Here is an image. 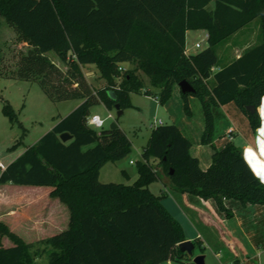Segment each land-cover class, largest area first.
Wrapping results in <instances>:
<instances>
[{"label": "trees", "instance_id": "16d2710c", "mask_svg": "<svg viewBox=\"0 0 264 264\" xmlns=\"http://www.w3.org/2000/svg\"><path fill=\"white\" fill-rule=\"evenodd\" d=\"M1 18L29 44L11 76L38 81L53 101L82 103L0 174V184L50 189V197L68 208V227L28 240L0 220V264H36L42 247H51L50 264H161L184 259L193 263L179 246L186 236L164 206L165 194L156 195L149 188L166 178L184 193L213 200L228 218L234 213L225 199L264 205V184L242 147L232 140L221 149L213 145L214 109L220 105L235 103L253 131L261 124L264 0H0ZM255 19L261 22V42L219 66L215 47ZM193 29L207 31L208 46L188 53L187 33ZM50 52L67 65L65 74ZM123 62L134 67L121 70ZM88 64L98 68L106 86L94 88L87 81L82 68ZM141 72L159 88L161 104L170 100L181 81L194 86L195 92L181 91V96L189 116V97L202 103L201 141L214 149L207 169L191 153V140L175 123H168L153 128L133 184L100 181L101 167L129 155L132 142L120 127L97 130L87 127L86 120L91 107L101 101L110 109L130 105L129 93L144 88ZM249 105L256 106L254 113L247 110ZM3 111L17 119L7 101ZM63 132L72 139L62 141Z\"/></svg>", "mask_w": 264, "mask_h": 264}, {"label": "rangeland", "instance_id": "374dc122", "mask_svg": "<svg viewBox=\"0 0 264 264\" xmlns=\"http://www.w3.org/2000/svg\"><path fill=\"white\" fill-rule=\"evenodd\" d=\"M211 7H213V3ZM207 34V31L204 29L189 30L187 33L188 52L197 53L205 49L208 46ZM249 36H252V38L257 37V42L255 43L261 42L262 31L260 19H255L244 27L242 31L235 33L226 41L219 43L215 47L219 58V66L228 64L230 58L232 59L234 57V46L237 41H239L241 37L247 38ZM197 43H200V47L196 46ZM27 50V45L20 39L14 27L9 25L4 18H1L0 56L2 74L5 76L0 77V166L1 164L7 165L11 163L21 155L28 146L37 143L43 135L54 127L59 119L69 114L82 102L81 99L53 101L45 93L38 81L24 80L11 76L15 74L14 72H17L16 68L23 61L24 55L28 52ZM49 56L60 65L65 74L68 70L67 65L60 60L55 52H50ZM119 66L122 70L133 68L134 64L131 62H123L120 63ZM82 70L87 81L92 84L94 88L107 85V81L100 76V71L96 66L88 64L83 66ZM141 75L144 79V88L140 92L129 93L130 105L122 108L123 113L120 117H118V109L116 106L110 109L103 101L91 107V112L98 113L102 117L107 116L109 113L112 114L113 119L107 120L104 128H110L113 122H117L118 127L123 130L132 142V150L129 155L115 162L109 161L101 167V182L133 184L138 178V161L142 159L143 150L153 130L150 126L152 122L156 119L162 120L161 124L177 123V121L175 122L169 115L167 106L161 104L157 99L159 88L151 84L146 74L141 72ZM58 79L62 82L61 78L58 77ZM147 89L151 91L150 94L146 93ZM4 101H7L13 106L17 113V119L11 120V118L4 113ZM189 102L195 116L197 118L200 116L203 117V107L199 98L192 96ZM202 163L205 164L206 159L203 158ZM165 180L169 182L168 178ZM30 188L32 189L27 190H32L35 195V193H37L35 187ZM149 188L156 195L163 194L164 191H166V185L161 180L153 182L150 184ZM38 190L41 191L44 189L40 187ZM165 194L168 198H172L170 192ZM7 211L8 209H6L5 213ZM204 233L207 237L211 238V242L202 245V249L200 246L201 243L197 241L193 256H190L192 261L194 256L203 253L206 256V264H222L232 261H237L238 264H264V244L261 243L260 247L256 250V256L247 261L243 259L241 255H237L236 252L232 250L229 243L227 244L224 239H222V241V235L216 230L213 233L209 230L204 231ZM43 248L44 251L38 254L35 260L36 264H50L51 247H48V249H46V247ZM173 262L174 264H193L187 259ZM163 264L167 263L165 262Z\"/></svg>", "mask_w": 264, "mask_h": 264}, {"label": "crops", "instance_id": "0c3cea01", "mask_svg": "<svg viewBox=\"0 0 264 264\" xmlns=\"http://www.w3.org/2000/svg\"><path fill=\"white\" fill-rule=\"evenodd\" d=\"M256 40L257 37H241L234 46V57L230 58L228 63L239 57L246 48L259 44L255 43ZM23 43L29 48L27 42L23 41ZM218 69L219 67H216L214 70ZM191 99L192 96L189 97V101ZM165 105L171 118L177 121L175 124L191 140V153L199 158L202 168L207 169L212 162L214 149L201 141L205 127L204 114L203 117L197 118L192 109L191 116L186 114L179 86L174 88L172 97ZM262 108H264V100L258 107L261 124L256 131H253L247 115L235 103L216 107L213 139V145L217 149L223 148L230 140L242 147L247 161L261 180L264 179V114L259 111ZM92 114L98 113L92 112ZM231 126L235 128L232 139L227 133ZM203 158L206 159L205 164L202 163ZM7 165L1 164V172ZM163 182L166 185L163 194L170 192L172 198H168L165 194L162 202L181 223L186 240L198 239L201 245H205L211 242V238L207 237L204 231L209 230L213 233L216 230L222 235L221 240L224 239L227 244L229 243L232 250L243 259L248 261L256 256L257 248L261 243L264 244V205H243L236 200L225 199V204L234 213L233 217L228 218L217 208L213 200L205 202L198 196L182 192L171 182ZM27 189L32 188L11 183L0 184V220L6 221L13 230L28 240H35L68 227L70 217L68 208L58 198L50 197V189L43 188L44 190L39 191L40 187H35L37 190L35 195L32 190ZM6 209L8 211L5 213ZM37 257L38 255L35 260ZM166 263L174 264L172 260Z\"/></svg>", "mask_w": 264, "mask_h": 264}, {"label": "water", "instance_id": "95a60500", "mask_svg": "<svg viewBox=\"0 0 264 264\" xmlns=\"http://www.w3.org/2000/svg\"><path fill=\"white\" fill-rule=\"evenodd\" d=\"M179 87L181 89V91L183 93H191V92H195V88L194 86L188 81V80H183L179 83ZM110 94L113 95V92L110 91ZM116 108L118 109V117H120L123 113V110L120 109V105L116 104ZM247 110L250 113H254L256 111V106L254 105H249L247 106ZM118 127V123L117 122H113L110 126V128H117ZM73 135L70 134L69 132H63L60 134V138L62 141H68L70 139H72ZM180 248L182 251L190 254L191 256H193L194 253V249L196 247L195 243L193 240H185L183 242H181L179 244ZM206 256L205 254H198L196 256L193 257V263L194 264H206V260H205Z\"/></svg>", "mask_w": 264, "mask_h": 264}, {"label": "built area", "instance_id": "2783aa9c", "mask_svg": "<svg viewBox=\"0 0 264 264\" xmlns=\"http://www.w3.org/2000/svg\"><path fill=\"white\" fill-rule=\"evenodd\" d=\"M196 46L197 47H200V43H197L196 44ZM187 52H188V50H187ZM189 53V52H188ZM96 115H98V116H100L101 117V119H105L107 116H105V117H102L100 114H91L90 116H96ZM112 115V114H111ZM89 116V117H90ZM88 117V118H89ZM161 123H162V120H154L153 122H152V124L150 125L152 128H156L157 126H159V125H161ZM105 124L106 123H104L103 124V126L101 127L100 125H99V121H97L96 123H95V126H94V129H97V130H100V129H102V128H104L105 127ZM235 131V128L233 127V126H231V127H229V129H228V136H229V138L230 139H232L233 138V132ZM226 264H237L236 262H230V263H226Z\"/></svg>", "mask_w": 264, "mask_h": 264}, {"label": "clouds", "instance_id": "9594fccd", "mask_svg": "<svg viewBox=\"0 0 264 264\" xmlns=\"http://www.w3.org/2000/svg\"><path fill=\"white\" fill-rule=\"evenodd\" d=\"M262 100H264V97H262ZM259 111L262 112V114H264V108L260 109ZM113 119L112 115L109 113L108 116L105 119H101L100 116L96 115V116H90L89 118H87L86 120V126L89 128H94L95 123L97 121H99V125L102 127L104 123L107 122V120ZM260 183L264 184V179L260 180Z\"/></svg>", "mask_w": 264, "mask_h": 264}]
</instances>
